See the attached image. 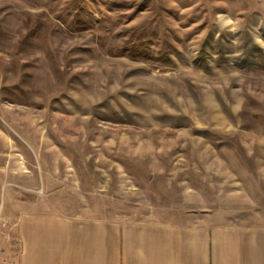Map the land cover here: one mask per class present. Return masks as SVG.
Instances as JSON below:
<instances>
[{
    "label": "rangeland",
    "instance_id": "obj_1",
    "mask_svg": "<svg viewBox=\"0 0 264 264\" xmlns=\"http://www.w3.org/2000/svg\"><path fill=\"white\" fill-rule=\"evenodd\" d=\"M24 199L264 225V0H0V260Z\"/></svg>",
    "mask_w": 264,
    "mask_h": 264
},
{
    "label": "crops",
    "instance_id": "obj_2",
    "mask_svg": "<svg viewBox=\"0 0 264 264\" xmlns=\"http://www.w3.org/2000/svg\"><path fill=\"white\" fill-rule=\"evenodd\" d=\"M13 226L17 264H264V225L84 218L24 199Z\"/></svg>",
    "mask_w": 264,
    "mask_h": 264
},
{
    "label": "trees",
    "instance_id": "obj_3",
    "mask_svg": "<svg viewBox=\"0 0 264 264\" xmlns=\"http://www.w3.org/2000/svg\"><path fill=\"white\" fill-rule=\"evenodd\" d=\"M128 45L129 48H127V51H128V55L131 57V58H138V57H147L148 54L144 53L143 50H140L138 47H136V45H131V43L129 44L128 42ZM143 51V52H142Z\"/></svg>",
    "mask_w": 264,
    "mask_h": 264
},
{
    "label": "built area",
    "instance_id": "obj_4",
    "mask_svg": "<svg viewBox=\"0 0 264 264\" xmlns=\"http://www.w3.org/2000/svg\"><path fill=\"white\" fill-rule=\"evenodd\" d=\"M0 264H17V262L13 258H3L0 260Z\"/></svg>",
    "mask_w": 264,
    "mask_h": 264
}]
</instances>
